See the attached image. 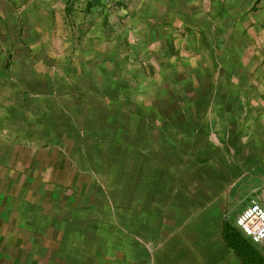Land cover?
<instances>
[{"label":"crops","instance_id":"1","mask_svg":"<svg viewBox=\"0 0 264 264\" xmlns=\"http://www.w3.org/2000/svg\"><path fill=\"white\" fill-rule=\"evenodd\" d=\"M85 1L81 20L72 0H0V264H264V243L236 225L252 201L264 207L256 47L241 39L218 51L222 38L193 26L192 65L177 39L171 56L177 10L163 6L152 21L140 6L120 19ZM156 37L161 59L196 76L195 113L166 116L151 103L117 100L115 115L104 113L102 93H117L118 78L146 51L137 38ZM78 50L83 76L92 58L112 55L109 90L75 86ZM210 90L227 94L223 116Z\"/></svg>","mask_w":264,"mask_h":264},{"label":"rangeland","instance_id":"2","mask_svg":"<svg viewBox=\"0 0 264 264\" xmlns=\"http://www.w3.org/2000/svg\"><path fill=\"white\" fill-rule=\"evenodd\" d=\"M85 2V0H72L71 2L72 13H80L81 20L84 16L86 17V13L83 12V10L80 11V7L84 8V6H86ZM88 2L96 7H102L108 11H113L115 14L120 13V19L126 18L124 12H130L132 8L135 9L140 6H146L152 21H158L157 14L159 11H162L163 6L167 7L168 15L170 12H173V10H177L182 25L172 33L169 39L172 40V43L169 45L171 46V56H176L173 46L176 47L174 41L177 39L176 43L180 51L184 50V56L193 57V61H189L192 65L197 62V57L195 55L196 51L188 47V44H191L190 42L193 43L197 41V36L194 35L195 27L193 26L198 28L200 36L207 32L212 35L214 31V37L216 36L219 40L222 38V40L218 41V44L224 46L218 47L216 44L213 45L218 51L222 48L226 49L228 43L239 46V42L242 41L241 39H246V46L256 47L258 50L257 60H253L251 64L255 65L256 69L258 68V100L264 101V0H88ZM135 20L137 22L140 20V17ZM82 24H84V22H82ZM153 25L154 28H157V23ZM91 26H94L93 23ZM206 38L208 37L205 35V39ZM138 41L139 38H137L138 45L136 47L146 50L144 53L145 57L139 50L141 54H136L139 60L132 58L134 62H130L132 64L133 73H129L128 79L124 77L118 78L117 88L115 87V89L118 90V95H116L117 93L112 94L109 91L107 93H102V102L107 106L103 109L105 111L104 113L108 115L112 113L115 115L118 111L113 107L116 100L117 103H120V106L124 108L128 106V104L130 106L132 102H134L136 106L142 101L148 104H145L146 106H149L151 103V106H154L155 110L159 109L161 113L165 111L166 116L192 117L195 111L192 112L190 102L195 100L196 92L192 84L196 76L193 75L190 69L183 70L180 73L173 60L161 59V55L159 56V54H161L159 47L162 43H159L157 37L155 40L147 39V41H144L145 45H140L141 43ZM202 45H208V48H210L207 39L202 41ZM95 47L100 49L97 52H105L107 46L102 43L96 46L94 45V48ZM192 47L194 48L193 45ZM102 48L104 49L101 50ZM157 49H159V51H157ZM156 52L158 54H156ZM77 53L78 55L72 58L70 77L74 81L75 86H83L84 81H86V85H91L90 87L92 88H94V85H97L98 88L100 83H103L105 85L102 87L108 88L109 90L112 87L111 83L114 80L113 75L115 74V70H112V66L114 67L112 55H104L105 57L102 62L92 58L90 67L87 66L89 70L86 74L89 75L83 76L82 73L85 66L81 60V54L84 52L83 50L82 52L78 50ZM194 59L196 61H194ZM122 69L124 70V68H120L119 71H122ZM129 71L130 69L128 72ZM100 72L104 74L101 82L99 76H102V74H100ZM251 73L250 77L256 72L253 71ZM202 80L204 83V78ZM74 91H76L75 94H80L78 89ZM204 93H206V91H204ZM209 96L212 100L216 99V103L219 102L221 110V114L219 115L223 116V112L226 110V108L223 110V103H227V101H225L228 99L227 94L221 91L213 94V90H210L207 97ZM71 102L74 103L72 99ZM158 102H161L162 105H155V103ZM163 104H165L164 109L162 107L164 106ZM143 107L136 109L142 111L146 108L145 106ZM152 108L153 107H151V110H153ZM136 116H139V114H136ZM201 127L204 129V132H206V127L200 126V129ZM214 127L216 126L214 125ZM253 139V137H248L247 142H245L246 149L254 151L253 148L256 142Z\"/></svg>","mask_w":264,"mask_h":264},{"label":"built area","instance_id":"3","mask_svg":"<svg viewBox=\"0 0 264 264\" xmlns=\"http://www.w3.org/2000/svg\"><path fill=\"white\" fill-rule=\"evenodd\" d=\"M236 225L252 243H264V207L257 201L245 207L238 215Z\"/></svg>","mask_w":264,"mask_h":264}]
</instances>
